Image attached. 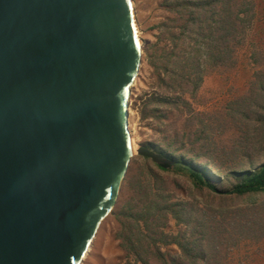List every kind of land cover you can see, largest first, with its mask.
Here are the masks:
<instances>
[{"label":"water","instance_id":"obj_1","mask_svg":"<svg viewBox=\"0 0 264 264\" xmlns=\"http://www.w3.org/2000/svg\"><path fill=\"white\" fill-rule=\"evenodd\" d=\"M142 54L133 0H0V264H82L134 155Z\"/></svg>","mask_w":264,"mask_h":264},{"label":"rangeland","instance_id":"obj_2","mask_svg":"<svg viewBox=\"0 0 264 264\" xmlns=\"http://www.w3.org/2000/svg\"><path fill=\"white\" fill-rule=\"evenodd\" d=\"M247 1L251 20L245 22L241 34L242 43L234 55L235 63L209 70L196 92L182 94L179 90H170L160 84L148 58V54L160 47L162 41L167 42L166 39L160 40L163 39L161 24H176L168 21V17L173 14L163 0H133L143 49L140 70L131 88L129 108V126L136 150L118 202L101 224L82 264H125L127 260L135 262L136 255L122 249L117 233L125 206L129 202L138 203L136 184L141 179L149 182L151 197L160 191L166 195L164 201L167 203L181 204L178 206L188 203L194 205V208L218 207L219 200L209 194L207 188L196 187L189 176L181 171L163 172L161 179L150 177L144 167L143 156L137 153L140 146L154 150L158 145L176 139L175 146L184 144L183 150L191 149V154H199L203 159L215 157L218 162L219 155L229 154L233 159L225 163V166L254 169L264 163V140L260 146L252 145L259 138L261 129V123L255 120L256 112H264L259 109L255 98L260 74L264 72V0ZM153 95L179 100L176 103H156L149 101ZM252 95L253 102L250 99ZM247 136L252 138L245 144L242 139L245 140ZM253 199V195H245L228 202L245 204L251 203ZM178 206L175 205V208ZM155 223L158 233L152 234L157 240L153 243L152 239H148L152 244L148 250L143 251L144 257L150 264H163L164 261L175 264L183 261L180 257L183 253L175 242L177 239L182 241L183 233L192 240V228L178 221L168 211L160 212ZM237 243L227 253L226 264H264V235L249 238L242 236ZM147 245L145 242V247ZM158 247L164 253L163 257L158 255ZM185 261L188 262V259Z\"/></svg>","mask_w":264,"mask_h":264},{"label":"trees","instance_id":"obj_3","mask_svg":"<svg viewBox=\"0 0 264 264\" xmlns=\"http://www.w3.org/2000/svg\"><path fill=\"white\" fill-rule=\"evenodd\" d=\"M163 3L173 14L168 21L176 24H161L163 39L160 40L167 42L162 41L148 58L160 84L182 94L196 92L209 70L235 63L234 55L242 43L245 22L251 20L248 16L250 5L247 0H163ZM255 98L259 109L264 110V72L260 74ZM250 99L253 102V95ZM178 100L153 95L149 101L176 103ZM255 118L261 123V129L259 138L252 145L260 146L264 140V112H256ZM251 138L247 136L242 142L247 144ZM176 143V139H171L154 149L170 161H157L142 155L150 177L161 179L163 172L181 171L196 187L207 188L209 194L219 200L218 207L194 208L188 203H183L184 206L167 203L164 201L166 195L158 191L151 197L149 182L139 180L136 184L138 203L129 202L125 206L117 233L122 249L136 255L135 262L127 260L125 264H150L143 251L152 244L148 239L153 243L157 240L152 233H158L155 221L162 211H168L191 227L194 236L190 240L183 233L182 241L176 240L183 261L175 264H226L227 253L237 246L240 237L264 235V163L254 169L225 166L233 159L227 153L219 155L217 162L215 157L203 159L199 154H191V149L183 150L184 144L175 146ZM262 150L264 153V145ZM188 156H192L191 159ZM245 195H253V201L245 204L228 202ZM145 242L148 243L146 247ZM157 252L160 257L164 256L159 247ZM163 264L168 263L164 261Z\"/></svg>","mask_w":264,"mask_h":264},{"label":"bare ground","instance_id":"obj_4","mask_svg":"<svg viewBox=\"0 0 264 264\" xmlns=\"http://www.w3.org/2000/svg\"><path fill=\"white\" fill-rule=\"evenodd\" d=\"M135 17H136V14H135ZM136 24H137L138 33H139V36H140V31H139V27H138V23H137V18H136ZM140 41H142V40H141V36H140ZM129 129H130V126H129ZM131 138H132V137H131ZM132 148H133V151L136 150V146H135L133 140H132Z\"/></svg>","mask_w":264,"mask_h":264}]
</instances>
